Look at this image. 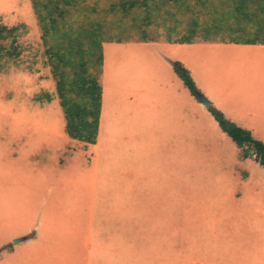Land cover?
I'll list each match as a JSON object with an SVG mask.
<instances>
[{
    "label": "rangeland",
    "instance_id": "374dc122",
    "mask_svg": "<svg viewBox=\"0 0 264 264\" xmlns=\"http://www.w3.org/2000/svg\"><path fill=\"white\" fill-rule=\"evenodd\" d=\"M121 1L79 0L72 16L76 26L106 18L113 39L103 43L99 142L87 148L65 132L33 0H0V23L21 26L20 57L0 59V264L26 263L22 239L38 234L44 210L55 212L61 264H85L97 226L110 233L112 209L134 200L142 264L161 258L166 237L168 264H264V169L241 158L173 70L181 62L218 109L246 105L245 95L230 104L221 46L245 38L233 2L155 1L147 21L141 9L110 13ZM191 30L192 43H174ZM9 245L16 254L5 257Z\"/></svg>",
    "mask_w": 264,
    "mask_h": 264
},
{
    "label": "trees",
    "instance_id": "16d2710c",
    "mask_svg": "<svg viewBox=\"0 0 264 264\" xmlns=\"http://www.w3.org/2000/svg\"><path fill=\"white\" fill-rule=\"evenodd\" d=\"M155 1L165 4L181 0H122L110 6L109 12L120 10L128 14L132 10L141 9L146 14L145 19L151 21L152 2ZM193 1L205 5L208 0ZM226 1L233 2V16L239 23L237 31L245 36L232 43L264 44V0ZM79 5V0H33L46 47L47 63L56 82V96L65 118V132L71 139L93 145L97 141L100 127L103 43L113 39L107 37L104 17L89 24H73V12ZM93 11L98 12L96 8ZM20 29L21 26L9 27L0 23V59L16 61L20 57ZM190 32L174 43H192L195 31ZM117 41L120 42L119 39ZM173 70L190 94L199 101L202 94L189 70L178 61L173 63ZM46 99L49 101L51 97L46 95ZM207 109L221 131L239 149L241 158L253 159L264 169V143L256 140L250 131L226 118L214 105L211 104Z\"/></svg>",
    "mask_w": 264,
    "mask_h": 264
},
{
    "label": "crops",
    "instance_id": "0c3cea01",
    "mask_svg": "<svg viewBox=\"0 0 264 264\" xmlns=\"http://www.w3.org/2000/svg\"><path fill=\"white\" fill-rule=\"evenodd\" d=\"M221 46L226 47L229 53V71L231 76L229 82L230 104H234L235 99H237L236 96L240 97L242 95H245L247 103L244 107H238L236 110L231 106L228 112L224 107L217 106L219 110L224 113L226 118L236 125L250 131L256 140L264 143V135H262L260 128H258V124L264 127V44H237L231 42L228 44L222 43ZM104 61L105 56L103 53L102 68ZM102 110L103 87L101 113ZM98 142L99 132L97 141L93 145H97ZM85 146L88 148L92 145ZM243 160L254 161L253 159ZM243 180L245 183H248V181H250V175L246 173V177L243 178ZM52 193L49 187L47 193H43L40 195V198H38V201L44 204L43 207H52L49 202ZM138 206L140 207L141 203H137L135 200L133 202L121 201V204L112 209L111 213L115 215L109 218L108 222L113 224V230L107 233L108 230L103 229L101 226H97L96 231L93 233L95 245L89 243L87 247L89 250H93V253L92 255L86 256L85 264H90V262L91 264H126L127 258L130 261L129 264H142L141 220L140 217L137 218L136 214H133V210L131 209ZM41 213H44L43 216L50 214L49 220H47L48 217L45 218L41 215L40 220L42 228L38 230V234L31 235V233H29L22 239L25 240L22 249L27 251L28 257L25 260V264H61L62 239L60 232L55 228V212L54 210H44ZM166 221L167 220H165V222ZM164 233L167 236V228ZM17 244H19V242ZM14 246L15 245H9L6 247L3 256L11 257L16 254V247ZM162 246L161 258H157V256L153 255V264H159L156 259H159L162 262L161 264H168L167 237L165 244H162ZM164 251L165 254L163 253ZM155 252L156 247L153 253ZM71 264L74 263L72 262Z\"/></svg>",
    "mask_w": 264,
    "mask_h": 264
},
{
    "label": "water",
    "instance_id": "95a60500",
    "mask_svg": "<svg viewBox=\"0 0 264 264\" xmlns=\"http://www.w3.org/2000/svg\"><path fill=\"white\" fill-rule=\"evenodd\" d=\"M200 102H202V104L205 106V107H208L211 105V102L207 101L204 97H200L199 98ZM20 240H16L15 241V244L18 243Z\"/></svg>",
    "mask_w": 264,
    "mask_h": 264
}]
</instances>
